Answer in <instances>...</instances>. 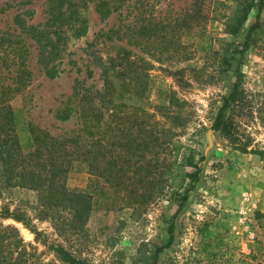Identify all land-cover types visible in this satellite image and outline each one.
<instances>
[{
    "label": "rangeland",
    "instance_id": "rangeland-1",
    "mask_svg": "<svg viewBox=\"0 0 264 264\" xmlns=\"http://www.w3.org/2000/svg\"><path fill=\"white\" fill-rule=\"evenodd\" d=\"M239 1L204 0L203 23L186 27L183 16L193 0H151L149 14L142 18L136 6L124 22L133 26L131 43L114 39L106 44L103 37L97 38L98 32L121 25L123 20L116 13L101 19L90 4L84 11L87 32L67 43L58 61L59 72L52 78L38 63L33 40L27 38L30 79L22 90L7 93L23 151L35 146L31 127L56 135L78 125L75 117L58 121L55 109L73 91L75 79L85 86L103 88L101 68L92 61V51L105 56V50L117 46L130 51L135 72L131 75V93L121 86L122 77H116L115 103L141 107L154 119L164 121L162 107L169 99H184L186 104L178 113L181 119L174 123L185 120L172 129L181 143L177 159L189 154L196 159L205 140L203 126L209 128L221 96L231 91L235 78L234 66L225 67L222 58L229 46L245 39L249 24L255 20L256 10L252 9L236 35L225 30L224 22L236 11ZM44 6V0H0V85H15L20 62L18 36L22 32L15 15L21 14L27 24H39L44 20ZM141 25L144 30H139ZM240 68L245 102L235 116L233 137L217 136L205 161L202 183L177 216L174 242L158 254L155 249L169 238L166 219L173 211L175 188L165 187L146 204L126 206L122 196L125 190L115 179V208L104 209L95 203L78 232L71 230L63 237L50 218L39 215L37 191L16 185V176L0 162V209L24 212L44 233L37 238L22 223L1 220L4 225H14L27 244L23 264H64L49 250L48 242L63 244L76 258L93 264H264V9L258 33ZM142 72L146 75L141 76ZM165 126L156 127L161 138H165ZM159 152V160L173 159V154ZM75 168L67 174L69 189L92 190L86 165ZM185 170L190 167L186 165ZM52 208L61 216L68 215L62 206Z\"/></svg>",
    "mask_w": 264,
    "mask_h": 264
},
{
    "label": "trees",
    "instance_id": "trees-1",
    "mask_svg": "<svg viewBox=\"0 0 264 264\" xmlns=\"http://www.w3.org/2000/svg\"><path fill=\"white\" fill-rule=\"evenodd\" d=\"M21 2L29 3L33 0ZM44 4L42 23L27 24L21 14L14 17L22 32L18 36L21 39L18 49L20 62L16 70L15 85H0V162L11 175L16 176V185L37 191L39 215L50 218L63 237L68 235V231L78 232L95 203L104 209L115 208V179L121 190H125L122 196L126 206L146 204L165 187L175 188L172 192L173 211L166 219L169 238L155 249V254H158L173 244L177 216L187 206L203 179L205 156L202 150L196 159L191 154L183 156L182 160L177 159L181 143L174 138L176 133L172 129L185 120L182 118L179 123H174L181 119L179 109L186 101L171 97L169 104L162 107L164 121L154 119L153 114L141 107L116 104L117 76L122 77L121 86L126 93L129 90L131 93L134 89H130L133 87L131 75L135 72L134 59L124 47H111L114 51L111 48L105 50V56L98 50H93L92 61L101 68L103 88L85 86L75 79L73 91L55 109L54 116L58 121L67 122L75 117L78 125L56 135L48 130L31 127L29 132L35 136V146L29 152H24L8 103L11 96H7V93L22 90L30 79L31 72L26 60L30 44L26 40H33L37 61L46 76L52 78L59 72L58 61L62 58L67 43L87 32L84 11L88 5L93 4L101 19L116 13L123 20L121 25H112L107 31L98 32L97 38L103 37L104 44L107 40L114 39H126L131 43L133 26L124 22L128 19L130 10H136V6L142 18L149 14L151 0H44ZM204 7V0H193L191 9L183 16V25L189 27L203 23ZM252 9L256 10L255 20L249 24L245 39L229 46L222 58L225 67L234 66L235 78L231 91L221 96L209 126L216 136L233 137L235 116L242 110L245 102L240 66L260 28L264 0L239 1L236 11L224 22L225 30L236 35ZM144 27L141 25L139 30H144ZM90 73L88 71V75ZM144 74L146 75L142 72L141 76ZM159 124L167 125L163 128L165 138L157 133L156 127ZM203 127L207 129V126ZM159 151L173 154V159L165 157L164 160H159ZM80 164L87 167L89 182L93 184L92 190L89 188L78 192L69 189L65 183L68 172ZM186 165L190 170H185ZM96 193L99 201L94 199ZM54 206L67 209L68 215L61 216L57 210L54 212ZM8 218L22 223L37 238L44 233L27 219L24 212L10 210L8 207L0 209V264H23L27 244L14 225H4L1 222ZM47 247L64 264H93L76 258L63 244L48 242Z\"/></svg>",
    "mask_w": 264,
    "mask_h": 264
},
{
    "label": "water",
    "instance_id": "water-1",
    "mask_svg": "<svg viewBox=\"0 0 264 264\" xmlns=\"http://www.w3.org/2000/svg\"><path fill=\"white\" fill-rule=\"evenodd\" d=\"M204 133H205L204 134L205 140L202 144L203 145L202 152L203 155L205 156V160L203 162V164L205 165V161L209 158V156L213 152L215 143L217 142V136L215 132H213V130L210 128L205 129Z\"/></svg>",
    "mask_w": 264,
    "mask_h": 264
}]
</instances>
